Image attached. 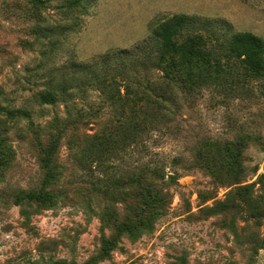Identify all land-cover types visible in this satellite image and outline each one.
<instances>
[{
    "label": "rangeland",
    "instance_id": "1",
    "mask_svg": "<svg viewBox=\"0 0 264 264\" xmlns=\"http://www.w3.org/2000/svg\"><path fill=\"white\" fill-rule=\"evenodd\" d=\"M70 1L0 0V109L22 108L19 116L0 110V133L11 147L0 167V264H264V79L235 94L209 88L187 97L168 89L176 94L171 120L111 159L119 170L114 200L91 182L103 167L80 156L94 133L116 123L113 106L97 88L67 103L36 98L61 65L151 50L152 29L174 14L185 16L179 41L233 31L264 41V0ZM145 68L156 81L160 72ZM51 149L56 203L17 201L42 189ZM148 162L176 179L154 181L164 201L142 226V185L126 176ZM126 222L136 232L123 231Z\"/></svg>",
    "mask_w": 264,
    "mask_h": 264
},
{
    "label": "trees",
    "instance_id": "2",
    "mask_svg": "<svg viewBox=\"0 0 264 264\" xmlns=\"http://www.w3.org/2000/svg\"><path fill=\"white\" fill-rule=\"evenodd\" d=\"M80 1L71 0L69 6ZM184 22L185 16L180 14H174L161 22L151 31L154 39L152 49L137 56L132 57L123 50L103 54L92 66L70 63L69 69V66L61 65L47 74L44 89L36 94L40 105L67 103L78 93L86 94L88 89L97 88L119 114L114 125L94 133L80 152L88 166L95 162L103 167L104 176H97L91 182L107 199L114 200L113 189L116 188V175L119 172L111 159L117 158L120 151L126 154L132 144L146 134L162 129L171 120L170 105L175 102L176 94L168 89H179L187 97L209 88L213 92L235 94L239 88L242 90L248 80L264 79V41L261 38L250 32L233 31L224 33L223 37L215 32L208 36L188 33L183 41H179L178 35L182 33ZM148 64L160 72L156 81L146 74L145 67ZM142 69L145 73L141 72ZM1 108L2 112L10 116H19L22 111V108L12 109L10 106ZM24 110L26 116L31 115L30 111ZM56 120L54 118L47 123ZM37 128L41 130V125L38 124ZM57 138H54L55 143ZM92 140L94 143L91 145ZM10 150L5 132L0 133V167L7 164ZM52 151L42 160L46 173L42 189L21 195L17 201H34L43 206L56 203L57 193L51 187L58 173L51 164ZM176 162L174 157L171 163L173 165ZM136 168L138 173L124 172L128 173V184L136 181L142 185L141 201L136 210L143 221L142 226H146L147 218L156 211V204L164 201V194H160L154 181L164 180L167 176L165 182L169 183L175 181L176 176L173 172L166 175L164 165L157 162L141 163ZM119 190L122 191L121 188ZM121 226L123 231L129 233L136 232L138 228L131 222L121 223ZM109 249L110 242L104 241L102 256L108 255ZM51 264L66 263L54 261Z\"/></svg>",
    "mask_w": 264,
    "mask_h": 264
}]
</instances>
